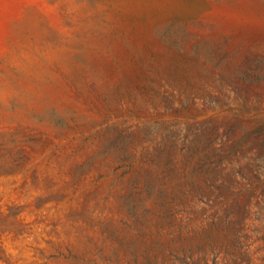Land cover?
<instances>
[{
	"label": "rangeland",
	"instance_id": "374dc122",
	"mask_svg": "<svg viewBox=\"0 0 264 264\" xmlns=\"http://www.w3.org/2000/svg\"><path fill=\"white\" fill-rule=\"evenodd\" d=\"M152 259L264 264V0H0V264Z\"/></svg>",
	"mask_w": 264,
	"mask_h": 264
},
{
	"label": "trees",
	"instance_id": "16d2710c",
	"mask_svg": "<svg viewBox=\"0 0 264 264\" xmlns=\"http://www.w3.org/2000/svg\"><path fill=\"white\" fill-rule=\"evenodd\" d=\"M175 73L179 79L182 78V80H185V74L183 72L175 70ZM207 103L210 107H215L214 103L212 104L210 101L205 102ZM188 104L190 106H196L195 101L192 99H189L188 101H182L180 102V105L178 106L179 109H187ZM167 108L170 107L169 104H165ZM164 126L167 124L166 121L163 122ZM155 127L154 132L156 130L158 133L161 132V129L164 127ZM151 132V131H150ZM188 133L189 129H186V133L183 137L179 138L175 136V133L172 130H166L165 132L161 133V140L156 144V149L154 150L155 152L153 153V158H150V164L155 167L157 164V167L162 168L163 171L166 172L165 177L167 178L169 173L173 171L175 164L172 161V150L173 148H178L180 152H186V154H189V146L193 149L191 155L192 156H198V146L200 143V138L198 137L199 134H195L194 138L190 140L188 138ZM124 137L121 135H118L116 141H114L110 146L115 150V151H120L123 150L124 148ZM126 158L121 159V164L117 168H124L127 170L130 166L131 163L125 162ZM157 175L155 172L153 173ZM147 174L144 175V190H142L141 194H146V195H154L153 199L155 200V205L156 207L160 208L163 213H168L170 210L169 203L170 200L173 199L174 194L171 190H169L166 186L165 183L159 184L155 183V179H146ZM127 201L125 202V205L128 208V214L133 218L134 222H139V219L144 216V213L147 212V207L145 206V202L141 203L142 201L140 198H134L128 196ZM139 212L142 214V216L139 217ZM150 264H157L155 259H152ZM164 264V262L160 263ZM213 264H217L215 261Z\"/></svg>",
	"mask_w": 264,
	"mask_h": 264
}]
</instances>
